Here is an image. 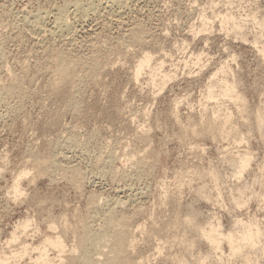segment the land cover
I'll return each instance as SVG.
<instances>
[{
	"label": "rangeland",
	"instance_id": "obj_1",
	"mask_svg": "<svg viewBox=\"0 0 264 264\" xmlns=\"http://www.w3.org/2000/svg\"><path fill=\"white\" fill-rule=\"evenodd\" d=\"M95 1L91 0L95 9L85 20L76 13L73 19L72 8L67 7L72 0H0V264L2 257L6 264H41L37 256L47 236L59 235L65 244L62 254L47 244L44 253L49 258L58 260L63 253L64 257L71 254V243L77 241L71 225L76 227L75 234L85 215L86 220L93 217L88 220H93L91 227L104 228V204L129 220V225L124 224L129 226L126 234L136 237L133 244L138 242L131 244L133 248L128 246L132 255L127 250L122 253L131 255L126 260L129 264L141 257V264H182L184 257V264H264V127L261 131L255 118L264 103V54L259 50L264 44V0ZM64 6L69 9L68 24L73 26L67 27V34L66 28L61 29L62 35L57 27L51 28H55L56 11ZM31 13H40L43 29L31 26ZM25 15L29 26L22 21ZM237 22L240 26L235 28ZM37 29L42 33L36 34ZM56 32L60 36L53 34ZM135 33V40L142 38L139 43L131 40ZM54 50L69 58L81 57L77 60H86L87 67L97 57L98 71L93 74L83 61L79 64L73 59L76 69L71 75L76 84L69 77L64 79L69 83L61 81L58 85L62 86L52 90V60L58 53ZM144 52L150 54V62L135 77L134 66ZM159 70L169 75L163 77ZM213 74L215 90L222 80L236 83L245 108L220 93L212 97L214 101L219 98L220 105L206 97ZM211 113H216L217 121L225 113L230 115L226 125H231L236 138L220 136L216 126L210 125L209 131L206 120ZM190 125L199 131L192 133ZM243 149L250 152L249 163L240 177L233 174L232 178L228 158L235 154L233 160ZM46 154L50 162L44 168H49L40 167L39 172L33 159L47 158ZM209 167L218 169L219 178L223 176L224 180L218 178L220 184L209 179ZM75 168L78 179H83L81 185L80 179L73 178L80 188L71 178ZM15 183L18 191L13 189ZM233 184L245 187V201L240 205L227 190ZM91 196L94 199L89 201ZM95 200L97 209L89 203ZM188 216L193 225L219 223L223 233L257 221L261 230L257 247L230 253L223 239L219 249L212 251L208 241L184 221Z\"/></svg>",
	"mask_w": 264,
	"mask_h": 264
},
{
	"label": "bare ground",
	"instance_id": "obj_2",
	"mask_svg": "<svg viewBox=\"0 0 264 264\" xmlns=\"http://www.w3.org/2000/svg\"><path fill=\"white\" fill-rule=\"evenodd\" d=\"M86 1V0H85ZM82 2V1H80V0H72V2L70 3L69 2V4H71V5H69V4H67V5H69V6H67V7H70V8H72V9H68L70 12L72 11L73 13H72V17H73V14L74 13H76L75 15L77 16V14L78 15H80V16H82V17H86V16H88V14L89 13H91L90 11H92L93 12V10L95 9V4L93 3V2H91V0H89V1H87V2ZM93 1V0H92ZM113 1H115L116 3L118 2V4H120L119 3V1L120 0H112V1H110L111 2V4H114L113 3ZM123 1H125V0H123ZM122 1V2H123ZM102 2V1H101ZM104 2V1H103ZM109 2V3H110ZM68 3V2H67ZM106 3V1L104 2V4ZM108 3V2H107ZM97 4H98V2H97ZM123 4H124V2H123ZM122 4V8H125V7H123L124 5ZM106 5V4H105ZM108 6H109V4H107ZM107 5H106V7H107ZM61 6V5H60ZM65 6H66V4H65ZM60 7L57 11H56V15H55V17H54V19H55V21H53V22H55V28L53 27V28H51V29H56V27L59 29V30H61V29H65L66 28V34H67V32L69 31V29H67V27H69L70 26V23L68 24V21H67V19H68V17L70 16H68L67 17V13L69 12L68 10H67V7ZM126 6V5H125ZM102 7H104V6H102ZM112 7V6H111ZM115 7V6H114ZM112 8V10L113 9H115V8ZM116 7H118V5H116ZM98 8V7H97ZM96 8V9H97ZM99 8H100V6H99ZM98 8V9H99ZM118 8H120L121 9V7H118ZM98 9H97V12H98ZM101 9V8H100ZM103 9V8H102ZM101 9V10H102ZM107 9H108V7H107ZM56 10V9H55ZM104 10H106V9H104ZM68 11V12H67ZM111 10H109L108 12H110ZM27 12V11H26ZM97 12H95V13H97ZM106 12H107V10H106ZM34 13H35V11H34ZM111 13V12H110ZM110 13H108V14H110ZM114 13H116L115 11H114ZM40 13H38V15L37 16H34V15H32V13L30 14L31 15V20H29V18H28V20L30 21V23H31V26L32 27H34V28H38V26H40V22H41V17H40V15H39ZM42 14V13H41ZM54 14H55V11H54ZM54 14H53V16H54ZM98 14V13H97ZM27 15H29V14H27ZM27 15H25L24 17H23V19L24 20H22L23 22L26 20V17H27ZM42 15H44V14H42ZM74 15V16H75ZM91 15V14H90ZM89 15V17H93L92 15L90 16ZM115 16H116V14H114ZM32 16H34L33 18H32ZM45 16H47V15H45ZM94 16H96V15H94ZM98 16V15H97ZM113 16V15H112ZM120 16V15H119ZM122 16V15H121ZM30 17V16H29ZM43 17V16H42ZM71 17V18H72ZM83 18V19H85L86 20V18ZM227 17V16H226ZM22 18V17H21ZM67 18V19H66ZM75 17H73V19H74ZM79 18V17H78ZM77 18V19H78ZM114 18V17H113ZM224 18V17H223ZM228 18H230V17H228ZM45 19V18H44ZM44 19L42 20V21H44ZM53 19V20H54ZM233 19V18H232ZM206 20V19H205ZM28 21V22H29ZM69 21H70V19H69ZM81 21V20H80ZM117 21V20H116ZM232 21H234V19L232 20ZM26 22V21H25ZM28 22H26L27 23V25L29 26V24L30 23H28ZM111 22V21H110ZM121 22V21H120ZM235 22H236V20H235ZM235 22H233V23H235ZM25 23V24H26ZM43 23V22H42ZM72 23H74L73 21L71 22V24ZM116 23V22H115ZM206 23V22H205ZM24 24V25H25ZM54 23H52V25H53ZM75 24V23H74ZM107 24V23H106ZM23 25V26H24ZM26 25V26H27ZM45 25V24H44ZM44 25H42V26H44ZM205 25H207V24H205ZM235 24H233V26H234ZM261 25H263L264 26V21L261 23ZM48 26H51V25H48ZM54 26V25H53ZM71 26H73V24L71 25ZM70 26V27H71ZM240 26V24H239V22H237V24L235 25V28H238ZM45 27V26H44ZM69 27V28H70ZM42 27L40 26V29H41ZM49 29H50V27H48ZM128 28V27H127ZM28 29V28H27ZM31 28H29L28 30H30ZM40 29H37L38 31V33H36V34H39L41 31H40ZM43 29V28H42ZM46 29H47V27H46ZM48 29V31L50 32L51 31V29L49 30ZM63 29V30H64ZM125 29V28H124ZM136 29V28H135ZM138 29V28H137ZM25 30V29H24ZM32 30H34V29H32ZM36 30V29H35ZM58 30V31H59ZM63 30H61V31H59L60 32V34H62L61 32L63 31ZM68 30V31H67ZM70 30H72V29H70ZM75 30V29H74ZM40 31V32H39ZM44 31V30H43ZM55 31H57V30H54L53 32H55ZM57 31V32H58ZM81 31V30H80ZM142 31V30H141ZM141 31H139V32H141ZM31 32V31H30ZM46 32V31H45ZM57 32L56 33H53L54 35L55 34H57ZM70 32V31H69ZM68 32V33H69ZM75 32V31H74ZM131 32V31H130ZM130 32H129V34H130ZM135 32H136V30H135ZM33 33V32H32ZM42 33V32H41ZM126 33V32H125ZM134 33V31H132V33L131 34H133ZM138 33V32H137ZM137 33H135V36H132L131 37V40H132V38L135 40L136 39V34ZM35 34V35H36ZM46 34V33H45ZM60 34H57V35H59L60 36ZM65 34V35H66ZM73 34V33H72ZM33 35V34H32ZM63 35V34H62ZM61 35V36H62ZM70 35V34H69ZM140 35H142V34H140ZM128 36V35H127ZM129 36H131V35H129ZM139 36V33L137 34V37ZM71 37V36H70ZM139 37H142V36H139ZM138 37V38H139ZM37 38V37H36ZM39 38V37H38ZM66 38V37H65ZM130 38V37H129ZM129 38L127 39V40H129ZM138 38H137V40H135V41H138V43H139V41L142 39H139L138 40ZM122 40V39H121ZM135 41H134V43H135ZM142 42V41H141ZM61 43V42H60ZM71 43V42H70ZM122 43H124V42H122ZM122 43H120L121 45H122ZM137 43V42H136ZM124 45V44H123ZM69 46V45H68ZM118 46V45H117ZM60 48V47H59ZM259 49V48H258ZM62 50V49H61ZM66 50V52H67V50L68 49H65ZM260 50V52L262 53V54H264V44L261 46V48L259 49ZM54 51H57V50H54ZM53 51V52H54ZM69 51V50H68ZM58 52V51H57ZM57 54V55H56ZM55 55L56 56H54V55H52V56H54V60H52L53 61V63H54V65L53 64H51V66L53 65V66H55V67H53V77H52V79H51V83H50V85H52V88L54 87H56V85H57V87L58 86H60V85H58L61 81H62V83H63V81L64 82H67V81H65V80H67L69 77H70V79L72 78V76L73 75H71L72 73L74 74V70L76 69H74L73 70V67H75L74 66V63H76L74 60H76V61H79V64L83 61V60H81V62H80V60H77V58L79 57H76V55H75V57H76V59H74L73 57L72 58H69L68 56H67V53H66V56H65V54L64 53H61V52H58V53H56ZM91 54V53H90ZM69 56H71V54H68ZM72 55H74V54H72ZM94 54H92V56L91 57H94V56H96V55H94ZM55 57H56V60H55ZM90 57V58H91ZM53 58V57H52ZM81 58V57H80ZM80 58H78V59H80ZM88 58H89V56H88ZM97 57H95V59H93V61H91L89 64L91 65V67L89 66V67H87L88 65H86L84 62H87L86 60H84L82 63H84L83 65L84 66H86L87 68H91L92 69V73H93V70H96V71H98V69H96V68H99L98 66L100 65V63L98 62V59H96ZM74 59V60H73ZM55 61H56V65H55ZM90 61V60H89ZM149 62H150V54H147V52H144L143 53V55H142V57L138 60V62L135 64V66H134V76L135 77H137L138 76V74L141 72V70L145 67V66H148V64H149ZM81 63V64H82ZM162 61H159V66H161L162 65ZM50 64V63H49ZM77 64H78V62H77ZM77 64H75L76 66H77ZM224 64V63H223ZM80 66V65H79ZM225 66V65H224ZM224 66H221V70H225L224 69ZM78 67V66H77ZM81 68H82V65L80 66ZM84 68V67H83ZM95 68V69H94ZM71 70H73L72 71V73H71ZM87 70V69H86ZM85 70V71H86ZM90 70V69H89ZM81 71H82V69H81ZM91 71V70H90ZM160 71V70H159ZM89 72V71H88ZM79 73V72H78ZM78 73L76 74L77 76H78ZM87 73V71L85 72V74ZM92 73H89L90 75L92 74ZM94 73H96L95 71H94ZM93 73V74H94ZM160 74H162V76L164 77V76H168L169 75V73L168 72H162V71H160L159 72ZM84 74V72L82 71V75ZM216 74L217 73H215V76H216ZM76 75H74V76H76ZM79 75H81V74H79ZM81 75V76H82ZM87 75H88V73H87ZM86 75V76H87ZM76 76V77H77ZM85 76V75H84ZM75 77V78H76ZM83 77V76H82ZM211 77V79H210V81H209V83H208V89L206 90L207 91V93H205V95H206V97L208 98V99H210V97L212 98L214 95H215V93L216 94H218V93H220L219 95H222V97H226V96H223V95H227V96H229V97H232L234 100H235V102L236 103H238V105L241 107V108H245L246 106V104H245V99H244V97H243V95L239 92V91H237L236 90V88H235V82H233V81H228V79L227 80H225V81H221V79H220V81L221 82H218L217 84H218V86H219V88H218V90L216 89L215 90V88H217V87H215V79H214V74L213 75H211L210 76ZM209 77V78H210ZM78 78V77H77ZM93 78V77H92ZM219 78V77H218ZM65 79V80H64ZM73 79H74V77L72 78V82H71V84L74 82L73 81ZM78 79H80V76H79V78ZM82 80H83V78H81ZM214 79V80H213ZM69 80V79H68ZM76 80V79H75ZM82 80H79L80 82L82 81ZM219 80V79H218ZM151 81L152 82H154V77H151ZM78 82V81H77ZM80 82H78L79 84H80ZM67 83H69V82H67ZM64 84V83H63ZM74 84H76V83H73V85ZM62 86V85H61ZM60 86V87H61ZM77 86V85H76ZM60 87H58V88H56V90L57 89H59ZM73 87V86H72ZM215 87V88H214ZM51 88V87H50ZM52 89V90H55V89ZM78 88V87H77ZM75 89H76V87H75ZM79 89V88H78ZM77 89V90H78ZM74 91V90H73ZM216 91H218V92H216ZM71 93V92H70ZM75 93V92H74ZM72 95V94H71ZM70 95V96H71ZM74 95V94H73ZM69 96V97H70ZM72 97V96H71ZM215 97V96H214ZM228 97V98H229ZM74 98V97H73ZM73 98H72V101H70L69 99V101H70V103L72 104V106H73V109H75V111H76V103L73 101ZM231 98V99H232ZM213 99V98H212ZM216 99V98H215ZM76 100V99H75ZM217 100H219V98H217L216 99V101ZM213 101H214V99H213ZM216 101H214V103H216ZM221 102H222V100H220ZM218 101H217V105H218ZM213 104V103H212ZM174 105H176V104H174ZM216 105V104H215ZM219 105H220V103H219ZM262 106V108L261 107H259V108H261V110H259V111H257L258 112V114H257V116H255V118L257 119L256 121L258 122V125H256V126H259V129L260 128H262V127H264V103L263 104H261ZM218 108H219V106H218ZM218 108L216 109L217 111H219L218 110ZM78 109V108H77ZM212 110V109H211ZM173 113H174V111H173ZM176 113V112H175ZM205 113V112H204ZM216 113H218V112H216ZM215 113V114H216ZM210 114V113H209ZM212 114V113H211ZM214 114V113H213ZM209 115V116H211V117H209V118H207L208 120H206V121H208V125L207 126H209V127H207V126H204V127H207L208 128V130H209V128H210V125L211 126H216V128H217V130L219 131V135L220 136H222L223 134H224V136L225 137H227L226 135H232L233 137H235V134H233L234 132L232 131L233 129H231V125L229 126L230 127V129H229V127H227V125H226V123L229 121V117H230V115H227L226 113L223 115V118L222 119H220V121L218 120L217 121V119H216V116H215V114L214 115ZM219 115V114H218ZM255 115V114H254ZM242 116H243V114H242ZM177 118V117H176ZM204 119V118H203ZM219 119V118H218ZM206 121L204 122V123H206ZM178 122V121H177ZM257 122H256V124H257ZM229 125V124H228ZM191 126V125H190ZM194 126V125H193ZM261 126V127H260ZM189 127V126H188ZM192 127V126H191ZM190 127V128H191ZM227 127V128H226ZM189 128V129H190ZM195 128V127H194ZM193 127L190 129V131H192V133L193 132H197V131H199V130H196V128L194 129ZM213 128V127H212ZM215 128V127H214ZM213 128V129H214ZM215 128V129H216ZM186 130V129H185ZM187 130H188V128H187ZM211 130V129H210ZM209 130V131H210ZM261 130V129H260ZM262 130H264V128L262 129ZM261 130V131H262ZM195 132V133H196ZM237 132V131H236ZM195 133H194V135H195ZM237 134V133H236ZM264 134V133H263ZM239 135H241V134H239L238 133V135H237V137H239L240 138V136ZM263 136V135H262ZM242 137V136H241ZM236 138V137H235ZM69 140V139H68ZM72 140V139H71ZM72 141H74V140H72ZM71 141V142H72ZM67 142V141H66ZM68 142H70V141H68ZM67 142V143H68ZM70 142V143H71ZM110 146V145H109ZM101 147V146H100ZM99 147V148H100ZM228 147V146H227ZM106 148H108L107 146H106ZM231 148V147H230ZM101 150V149H100ZM104 150V149H103ZM244 150V149H243ZM105 151V150H104ZM98 152V151H97ZM102 152V151H101ZM239 153V152H238ZM47 155V158H46V156L44 157V156H42V159H40L41 157H37V159H38V161L36 160H34L33 159V161L37 164H35L34 162V164H35V167L36 166H39V167H37L38 169L40 168V167H42V170H45L46 169V171H47V169L49 168V167H46V168H44L45 166H46V163L47 162H50V161H47V160H49V156H48V154H46ZM52 155V154H51ZM102 155V154H101ZM112 155V154H111ZM232 155V154H231ZM234 156H235V154H233ZM232 155V156H233ZM105 156V155H104ZM232 156L230 157V158H232ZM250 152L248 151V149L247 150H244L242 153L240 152L239 154H237L236 153V158H233V160H230V158H228V161H230V164H232V169H233V172H232V178H233V174L234 175H236V177H240L239 175H241L242 173V171L243 170H245L244 168H246V166L248 165V163H249V159H250ZM44 157V158H43ZM64 157V156H63ZM62 157V158H63ZM98 157V156H97ZM99 157H100V155H99ZM228 157H229V155H228ZM109 158V157H108ZM225 158V157H224ZM53 159H55L54 157H53ZM52 159V160H53ZM66 159H67V157H66ZM102 159V158H101ZM105 159V158H104ZM111 159V158H110ZM109 159V160H110ZM226 159V158H225ZM55 160H57V159H55ZM54 160V161H55ZM99 160H100V158H99ZM98 160V161H99ZM108 160V159H107ZM113 160V159H112ZM141 160V159H140ZM139 160V161H140ZM60 161V160H59ZM101 161H103V159L101 160ZM134 161V160H133ZM58 162V161H57ZM63 163V161H60L59 163ZM226 162H227V160H226ZM52 163V166H53V164L55 163V162H51ZM61 163V165L63 166L64 165V163L62 164ZM137 163H138V161H137ZM229 163V162H228ZM47 164H49V163H47ZM58 164V163H57ZM56 163L54 164V165H57ZM136 164V163H135ZM139 164V163H138ZM142 164V163H141ZM229 164V165H230ZM59 165V164H58ZM57 165V167H59L60 168V166L61 165H59L58 166ZM261 166H262V164H260ZM48 166V165H47ZM65 166V165H64ZM137 166V165H136ZM211 166V165H210ZM44 168V169H43ZM61 168H63V167H61ZM139 168V167H138ZM210 168V167H209ZM212 168H214L213 166H212ZM207 169H208V167H207ZM262 169V168H261ZM40 170H41V168L38 170L39 172H40ZM135 170H137V169H135ZM216 170H218V169H216ZM215 169H209L208 171H209V173H208V171L206 172V173H208V174H210V177H209V175L208 174H206V175H208V177H209V179L212 177V181L214 180V182L215 183H217V181H218V183H219V179H221V178H219V172H217ZM71 171V170H70ZM113 171H115V169L114 170H112V172ZM119 170L117 169V172H118ZM204 171V170H203ZM264 171V170H263ZM77 172H78V170L75 168V173H74V171H73V177H71L72 178V181H73V178H74V180L77 182V179H78V176H77ZM120 173H121V171H119ZM114 173H116V171L114 172ZM111 174V173H110ZM122 174H123V171H122ZM200 174H201V172H200ZM224 174V173H223ZM231 174V173H230ZM79 175V174H78ZM76 176H77V178H76ZM82 176V175H81ZM80 175H79V177H81ZM113 176H115V175H113ZM219 178V179H218ZM235 178V177H234ZM80 179V180H79ZM78 180L79 181H81V179H82V177L81 178H79ZM177 179V178H176ZM223 180H224V178H222ZM239 179V178H238ZM237 179V180H238ZM241 179V178H240ZM223 180H221V181H223ZM236 180V181H237ZM82 181H83V179H82ZM82 181L80 182V184L82 183ZM180 181H182V180H180ZM186 181V180H185ZM209 181V180H208ZM220 181V182H221ZM239 181V180H238ZM74 182V181H73ZM178 182H179V180H178ZM184 182V181H183ZM213 182V183H214ZM225 182V181H224ZM75 183V182H74ZM73 183V184H74ZM180 183V182H179ZM210 183V182H209ZM78 184H79V182H78ZM78 184H76L75 183V185H78ZM80 184L77 186V188L80 186ZM181 184V183H180ZM220 184V183H219ZM222 184V183H221ZM225 184V183H224ZM74 185V186H75ZM82 185V184H81ZM207 185V184H206ZM214 185V184H213ZM224 186V185H223ZM222 186V187H223ZM217 187V186H216ZM219 187H221V186H218L217 188H219ZM227 187H228V185H227ZM80 188V187H79ZM229 188V187H228ZM14 191H18V186H17V184L15 183L14 184ZM225 189H226V187H225ZM244 189H245V187H244V185L243 184H236V185H232V187H230L229 189H227V190H229L230 191V197H231V199H232V201H234L235 203H241V201L243 200L242 199V193H243V191H244ZM220 190V189H219ZM231 190H234V192H231ZM20 191V190H19ZM218 192V191H217ZM220 192V191H219ZM218 192V193H219ZM227 192V191H226ZM238 192V194L237 195H235L236 193ZM221 193V192H220ZM223 193V192H222ZM99 194V193H98ZM90 195H92L91 193L88 195V196H90ZM96 194H93V196H95ZM206 195V194H205ZM259 195H260V193H259ZM99 196V195H98ZM261 196V195H260ZM206 197H207V195H206ZM209 197V196H208ZM218 197V196H217ZM229 197V196H228ZM91 198H92V196L90 197V200L89 201H91ZM92 199H94V198H92ZM99 199V198H98ZM106 199V198H105ZM113 199V198H112ZM100 202H102V200H99ZM103 201H105V200H103ZM114 201V200H113ZM118 201H120V200H118ZM125 201V200H124ZM245 200H243V202H244ZM93 202H97V200H95V201H92V202H89L91 205H92V203ZM123 202V201H122ZM242 202V203H243ZM97 203H99V202H97ZM105 203H106V201H105ZM114 203H115V201H114ZM234 203V204H235ZM89 204V205H90ZM107 204H109V203H107ZM88 205V206H89ZM97 205V204H96ZM240 205V204H239ZM241 205H243V204H241ZM93 206L95 207V203H93ZM104 206H105V210L104 211H101V216L104 214V217H103V221H101V222H103V227L104 228H101L102 226H100L98 229H96L95 227H91V225L90 224H94L92 221H91V223H89V221L88 220H90L91 218H93V217H88V216H90L89 214H87L88 216V220H86L85 219V215H83L84 217H82V220H80L81 218H79V220L80 221H82V222H80L79 224V226H81V228L78 230V229H76V232H75V234H74V231H75V228L73 227L72 228V225H71V232L73 231V229H74V231H73V235H74V238L76 237V235H77V241H73L74 243H76L75 245H74V243H71L72 244V246H73V250L70 248V247H72V246H70L69 247V249H71L70 251H72V253L71 252H68V253H71V254H69V255H67V254H65L66 256L64 257V253H63V256H61L60 254H62L61 252H62V250H61V248H63L64 246L63 245H65L64 244V242H62L61 240H62V238H61V236H59V235H57V237H46L45 238V241L43 242V244H42V247H40V250H39V252H38V255L39 256H37V257H39V259L40 260H42L41 261V264H60V263H62V264H124L125 262H126V260H127V258L128 257H130L132 254H131V252L129 253V251L127 250V249H129V245H130V247L131 248H133L134 246L133 245H136L137 243H135V244H133V242L132 241H135L136 240V237L134 236V237H132L133 235H129V234H126L127 233V228L129 227H127L126 228V226H124V224L126 225V224H128L127 222H129V220L127 219V218H125L123 215V217H121V215L119 214V216L120 217H118V215H115L114 214V212H113V210L114 209H112L113 208V206H111V205H109L110 207H112V208H108V207H106V204H104ZM122 206V205H121ZM101 207H102V205H101ZM91 208V207H90ZM96 209H97V207H95ZM99 208V207H98ZM103 208V207H102ZM101 208V209H102ZM112 209V210H111ZM95 209H93V211H94ZM103 210V209H102ZM136 210V208L134 209V211ZM90 211V210H89ZM99 211V210H98ZM97 211V212H98ZM96 212V210H95V213H97ZM100 212V211H99ZM102 212H103V214H102ZM95 213H93V214H95ZM118 213V212H117ZM93 214H92V216H93ZM98 214V213H97ZM96 214V215H97ZM192 214V213H191ZM190 214V215H191ZM96 215H94V216H96ZM99 215V214H98ZM193 216V215H192ZM95 218V217H94ZM251 218V217H250ZM83 219H85V220H83ZM98 219V218H97ZM254 219V218H253ZM79 220L77 221V220H75V222L77 221V222H79ZM193 220H194V217H193ZM237 220L238 219H236V220H234V221H236L237 222ZM264 220V219H263ZM96 221V220H95ZM184 221L188 224V226H190V227H192V228H194V232H197L198 231V233H199V235L203 238V239H205L206 241H208V243H209V245H211L212 246V248H214L212 251H216V250H218L219 248V246H220V242L223 240V239H225L226 241H227V245L229 246V248H230V253L231 252H241L242 250H243V248L244 247H249L251 250L253 249V250H255L254 248L255 247H257V244H258V241H259V237H260V233H261V230H260V228H259V224H256V222H255V224L253 225L252 224V222H248V223H242L240 226L242 227L241 229H238V231H236V229L233 231V230H228V232H222V231H220L219 230V226H218V224H216V223H212V222H208L206 225H201V224H197V222H196V224L195 225H193L194 223L192 222V218L190 217V216H188V217H185V219H184ZM183 221V222H184ZM239 221V220H238ZM249 221V220H248ZM66 222V221H65ZM64 221H63V223H65ZM180 222V221H179ZM182 222V221H181ZM235 222V224H237ZM264 222V221H263ZM185 223V224H186ZM254 223V222H253ZM74 225L76 224V223H73ZM99 224V223H98ZM264 224V223H263ZM77 225V224H76ZM129 225V224H128ZM140 225V224H139ZM65 226H66V224H65ZM78 226V225H77ZM78 226V227H79ZM124 226V227H123ZM63 227H64V225H63ZM62 227V228H63ZM67 227L68 228H66V231H68V229H70L69 228V225H67ZM137 228L139 227V226H136ZM183 227V226H182ZM181 227V228H182ZM234 227V226H233ZM239 227V226H238ZM126 228V229H125ZM192 228H191V230H192ZM186 229V228H185ZM234 229V228H233ZM191 230H189V231H191ZM196 230V231H195ZM63 231H64V229H63ZM141 231V230H140ZM178 231V230H177ZM183 231V230H182ZM193 231V230H192ZM179 232V231H178ZM70 233V232H69ZM191 233V232H190ZM189 233V234H190ZM178 234V233H177ZM186 233H185V231H184V235H185ZM176 235V234H175ZM183 235V236H184ZM177 236V235H176ZM193 236H195V235H193ZM60 237V238H59ZM180 237H182L181 235H180ZM179 237V238H180ZM135 238V239H134ZM193 238V237H192ZM200 238V237H199ZM75 239V240H76ZM97 239H101L100 241L99 240H97ZM175 239V238H174ZM176 239H177V237H176ZM183 239H185V238H183ZM190 239V238H189ZM188 239V240H189ZM96 240H97V242H96ZM125 240H126V242L127 243H125ZM180 240V239H179ZM178 240V241H179ZM182 240V239H181ZM188 240H186V241H188ZM136 242V241H135ZM183 242H184V240H183ZM189 242V241H188ZM191 242V241H190ZM63 243V244H62ZM87 243L89 244L88 246H92V249H88V247L86 246L87 245ZM191 243H193V242H191ZM190 243V244H191ZM51 245V247L53 248H56L57 250V252H58V249H59V251H60V254H59V256H61V257H59V256H56V257H59L58 258V260L57 259H51V258H49L47 255H46V253H44V251H46V248H47V246L48 245ZM128 244V245H127ZM131 244H133V245H131ZM186 244H188V243H186ZM185 244V245H186ZM179 245V244H178ZM82 246V247H81ZM133 246V247H132ZM156 246V245H155ZM183 246V245H182ZM187 246V245H186ZM38 247V246H37ZM81 247V248H80ZM87 247V248H86ZM126 247H128V248H126ZM180 247V246H179ZM188 247V246H187ZM66 248V247H65ZM79 248L80 249H82L81 251H79ZM183 248H184V246H183ZM68 249V248H67ZM68 249V250H69ZM67 250V251H68ZM127 250V253H129V254H131L130 256H129V254H128V257H127V254H126V256L125 255H123L122 253H123V251H126ZM131 250V249H130ZM41 251V252H40ZM64 252H65V250H63ZM135 250H133V252H134ZM184 251H186V250H184ZM181 252V251H180ZM40 253V254H39ZM215 252H213V254H214ZM245 253V252H244ZM209 254H211V252L209 253ZM215 254H217V253H215ZM214 254V255H215ZM234 254V253H233ZM232 254V255H233ZM246 254H247V252H246ZM245 254V255H246ZM94 255V256H93ZM95 255H97V256H95ZM206 255V254H205ZM208 255V254H207ZM218 255V254H217ZM217 255H215L216 257H217ZM244 255V254H243ZM177 256H179V255H177ZM204 256V255H203ZM209 257H210V255H208ZM52 257V256H51ZM56 257H54V258H56ZM133 257V260L135 259L134 258V256H132ZM131 257V258H132ZM183 257V256H182ZM216 257H214V259H216ZM227 257V256H226ZM246 257H247V255H246ZM3 259H2V264H6L7 262L6 261H4L5 259H4V257H2ZM49 258V259H48ZM177 258V257H176ZM185 259H186V257H184ZM183 258V259H184ZM200 258H202V256L200 257ZM206 258V257H205ZM211 258V257H210ZM250 257H248V259H249ZM141 259H143V257H141L139 260H135L136 262H135V264H141V263H144V259L143 260H141ZM147 259V258H146ZM179 259H181V257L179 258ZM184 259V262H186L187 260H185ZM199 259V258H198ZM203 259V258H202ZM218 259H220V257H219V255H218ZM217 259V260H218ZM222 259V258H221ZM220 259V261H222ZM228 259V258H227ZM37 262H38V260L37 259H35ZM57 260V261H56ZM130 260V259H129ZM132 260V259H131ZM178 260V259H177ZM205 260V259H204ZM213 260V259H212ZM143 261V262H142ZM180 261H182V260H179V261H177V262H180ZM224 261H227L226 259L224 260ZM247 261V260H246ZM129 262H131V261H129ZM129 262H126L127 264H129ZM134 262V261H133ZM184 262H180V263H182V264H184ZM200 262V261H199ZM202 262V261H201ZM200 262V264H202ZM219 262V261H218ZM39 264V263H38ZM133 264V263H132ZM198 264V263H197ZM203 264H204V262H203Z\"/></svg>",
	"mask_w": 264,
	"mask_h": 264
}]
</instances>
